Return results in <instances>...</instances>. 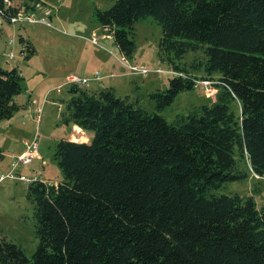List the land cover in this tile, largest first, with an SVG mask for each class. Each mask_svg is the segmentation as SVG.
Wrapping results in <instances>:
<instances>
[{"label": "trees", "instance_id": "trees-1", "mask_svg": "<svg viewBox=\"0 0 264 264\" xmlns=\"http://www.w3.org/2000/svg\"><path fill=\"white\" fill-rule=\"evenodd\" d=\"M12 12L0 0V18ZM147 17L160 28L158 60L172 69L168 87L149 95L156 110L196 81L211 83L213 100L202 94L167 123L110 88L67 86L60 123L72 141L91 137L55 143L61 180L26 187L35 250L26 258L0 240V264H264V210L214 194L249 172L264 178V0H115L96 12L125 59ZM18 41L27 58L30 44ZM196 51L202 59L180 63ZM21 80L0 70V121L20 108Z\"/></svg>", "mask_w": 264, "mask_h": 264}, {"label": "rangeland", "instance_id": "rangeland-1", "mask_svg": "<svg viewBox=\"0 0 264 264\" xmlns=\"http://www.w3.org/2000/svg\"><path fill=\"white\" fill-rule=\"evenodd\" d=\"M114 1L19 0L24 9L26 2L41 4L37 8L33 6L31 11L26 10L33 15L29 25L12 26L0 18V70L16 68L22 78L21 92L13 98L20 108L10 119L0 121V175L10 172L16 157L11 152L20 154L24 149L22 143L30 141L35 134L38 139V160L18 165L11 171L14 178L0 182V240L20 247L26 258L33 254L37 239L34 237L32 205L25 196L29 183L19 181L18 177L48 183L61 180L52 154L57 141L73 134L59 118L68 99L69 85L65 81L69 75L88 79L87 90L90 92L110 88L116 97L127 98L136 107L159 115L167 123L186 115L202 102L203 90L197 87L177 94L169 106L156 110L149 95L168 87L169 71H172L166 61L158 60L160 28L150 17L137 21L133 25L134 51L130 59H125L96 18V12L106 11ZM19 37L33 50L27 58L25 48L21 51L23 45L19 43ZM10 38L12 45L7 44ZM10 52L13 58L7 60L6 55ZM200 59V51L188 52L180 63L189 65ZM124 62L165 73L130 74ZM36 107L41 108L37 123L34 119ZM39 157L44 162L43 167ZM214 194L249 197L257 209L264 210V178L250 172L244 179L224 184Z\"/></svg>", "mask_w": 264, "mask_h": 264}, {"label": "built area", "instance_id": "built-area-1", "mask_svg": "<svg viewBox=\"0 0 264 264\" xmlns=\"http://www.w3.org/2000/svg\"><path fill=\"white\" fill-rule=\"evenodd\" d=\"M3 4H4V8L9 7L10 9L13 10V12L11 14L8 13L7 23L9 25H12V26L13 25H29L28 23H30L33 20V15L31 13L30 14L26 13V10H28V9L26 7H25V9L23 7H21L19 1L11 2L9 0H3ZM38 4L41 6V4L39 2H33V5H29V8L33 9V6L34 7L36 6L35 8H37V7H39ZM31 10H29V11H31ZM0 15H2V13H0ZM7 44L12 45V38H10L8 40ZM23 50H24V47L21 51H23ZM6 58L7 59L13 58L11 52L6 55ZM125 62L123 65H126ZM126 67H127V69H129L128 73L134 74V75H146L148 72L160 73V74L165 73L164 71L161 72L160 69L154 70V71H149L148 69L143 68L141 66H136V65H131V64L126 65ZM169 73H171V72L169 71ZM92 80H94V79H92ZM94 81H96V80H94ZM65 82H67L68 85H75L77 87H83V88H88V84H89L88 79L79 78V77H76L74 75H69L66 78ZM195 83H196V85L201 86V89L203 90L202 91L203 95L206 98L213 99L215 90L212 88L211 83L209 81H196ZM35 109L36 110H35L34 119H35V122L37 123L39 121V119L41 118V110H40L41 108L36 107ZM37 142H38V139H37V135L35 134V136L33 137V139L30 142L23 144V146H24L23 152H21L19 155H17L14 158V161H13L11 168H10V172L8 174H5V175H0V182L6 178H14V175L11 174V171L14 168H16L18 165H28L33 159L38 160ZM18 180L24 181L26 183L32 182L28 179L23 178L22 176H19Z\"/></svg>", "mask_w": 264, "mask_h": 264}, {"label": "crops", "instance_id": "crops-1", "mask_svg": "<svg viewBox=\"0 0 264 264\" xmlns=\"http://www.w3.org/2000/svg\"><path fill=\"white\" fill-rule=\"evenodd\" d=\"M19 75H21V74H19ZM71 128H72V126L69 127L70 131H71ZM69 137H70V135H69V136H66V138H63V139H66L67 141H70V142H76V143H79V142H80V143H87L88 140H89V138L91 137V134L85 132V141H72V140L68 139ZM32 139H33V138H31V140H32ZM31 140H30V141H31ZM30 141H28V142H30ZM28 142H23V143H22V146H23L24 143H28ZM19 150H21V149H19ZM22 151H23V150H21L20 153H21ZM11 153H15L16 156L19 155L18 152H11ZM15 154H14V155H15Z\"/></svg>", "mask_w": 264, "mask_h": 264}]
</instances>
